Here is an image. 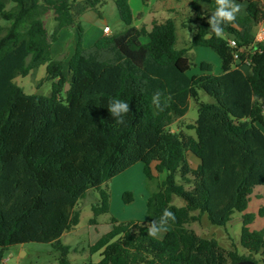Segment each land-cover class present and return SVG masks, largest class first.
Returning a JSON list of instances; mask_svg holds the SVG:
<instances>
[{
  "label": "trees",
  "instance_id": "trees-1",
  "mask_svg": "<svg viewBox=\"0 0 264 264\" xmlns=\"http://www.w3.org/2000/svg\"><path fill=\"white\" fill-rule=\"evenodd\" d=\"M237 2L246 3V14L216 36L207 23L215 0H191L196 17L187 22L195 24L194 35L188 46L177 48L173 18L138 28L130 0H119L125 30L86 48L80 17L100 12L102 0H0V264L6 249L27 243L52 244L58 264H73L71 248L61 239L80 223L79 202L99 192L90 220L97 224L110 213L108 183L139 162L147 179L158 181L147 203L150 221L165 208L176 220L158 239L147 235L145 223L110 217L111 230L89 247L101 260L89 264H264V228H250L264 218V205L246 213L255 188L264 187V41L254 36L264 22V3ZM46 11L57 23L52 35L42 18ZM71 27L78 41L68 81L51 45L60 29ZM229 38L244 49L241 62ZM194 47L213 50L222 73L212 74L208 62L197 64ZM247 58L250 67L243 66ZM42 65L46 77L40 85L50 82V94H27L15 79ZM197 66L202 73L191 74ZM201 92L211 101H201ZM113 99L130 106L123 125L108 111ZM191 101L197 120L173 130ZM189 153L200 160L197 168ZM124 198L133 201L131 193ZM175 198L183 203L174 204ZM235 212L243 213L242 253L189 227L205 216L225 226Z\"/></svg>",
  "mask_w": 264,
  "mask_h": 264
},
{
  "label": "rangeland",
  "instance_id": "rangeland-1",
  "mask_svg": "<svg viewBox=\"0 0 264 264\" xmlns=\"http://www.w3.org/2000/svg\"><path fill=\"white\" fill-rule=\"evenodd\" d=\"M116 0H102L99 7L100 13L94 17L83 21L86 27V32L93 28L94 22L100 24L104 30L105 24H108L112 29V35L119 34L124 31L126 26L121 21L118 10L116 8ZM191 0H134L133 2V25L141 28L145 26L151 28V22L155 18L158 22H163L164 19L173 18L177 26L178 42L176 47L183 48L188 46L194 35V23L188 24V19H195L196 12L190 7ZM239 3V2H238ZM244 5V4H243ZM245 6V5H244ZM11 5H9V8ZM202 11L207 10L205 6L200 7ZM44 12L45 20L47 21V30L49 35L55 31V20L51 19L52 11ZM244 13V11L242 12ZM240 13V14H242ZM102 16V18H100ZM106 20V23L102 21ZM186 23V27L183 25ZM4 24V22H1ZM93 34V30L89 31ZM95 37H93L94 40ZM90 40V39H89ZM148 41V39H144ZM91 47V46H90ZM89 48V47H87ZM191 53L196 59V63L200 64L205 61L212 65L213 72L220 71V58L209 48H194ZM64 55L57 59L64 60ZM200 57H202L200 59ZM67 67V66H66ZM219 70V71H218ZM44 70L37 69L33 74L27 77H17L15 82L22 86L28 92H37L48 96L51 92V83L45 82L39 85L41 72ZM200 67H193L191 74H201ZM39 87V89H38ZM201 101L209 102L211 98L201 92ZM198 118V107L194 101L190 103V109L187 115L172 126L173 130L177 129L178 124L187 125L195 123ZM194 135V132H189ZM165 178V174L160 176ZM158 181H150L144 173V165L139 162L118 175L108 183L111 193L110 213L98 217L97 224H90L93 217L92 205L99 199V192L92 190L86 198L79 202L78 210L81 212L79 225L70 232H66L62 237V243L70 246L71 251L69 258L73 264H89L90 262L98 263L101 260L100 252L90 254L89 247L95 244L110 228V217H115L120 222L139 221L147 222L150 218L147 209L148 200L153 192L157 190ZM125 193L133 195V201L126 202ZM183 202L179 198H175L174 204L181 205ZM264 205V187L258 186L255 188L246 213H258L261 206ZM199 235L206 238H215L219 244L227 249H232V244H235L240 253L243 249L240 245L241 232L243 227V213L235 212L231 220L225 226L212 225L207 217H203L201 223H193L189 225ZM252 230H260L264 228V218L258 217L255 222L250 225ZM162 233L158 239L162 238ZM1 251V250H0ZM5 263L2 264H58V251L55 250L52 244L48 243H27L9 247L4 252ZM259 258V256H258Z\"/></svg>",
  "mask_w": 264,
  "mask_h": 264
},
{
  "label": "crops",
  "instance_id": "crops-1",
  "mask_svg": "<svg viewBox=\"0 0 264 264\" xmlns=\"http://www.w3.org/2000/svg\"><path fill=\"white\" fill-rule=\"evenodd\" d=\"M116 1H119V0H116ZM133 2L134 0H130V5H131V8H132V12H133ZM262 2L264 3V0H262ZM245 5L244 7V13L242 14H239V15H245L246 14V3H242ZM116 8H117V5H116ZM51 11H49L50 13ZM48 13V14H49ZM97 13H100V12H97V11H94V10H89L87 12H85L81 17H80V24L83 28V44L84 46L87 48V47H90V46H93L99 39H101L103 37V30L101 29V26L100 24H96L97 22H94L93 24V28H90L88 30V32H86V27L83 25V21L88 19V18H91V17H94L95 14ZM52 17L51 19L55 20L54 19V13L52 12ZM44 22H45V25H46V28H47V21L45 20V16L43 14L42 16ZM102 18V16L100 17ZM167 20V19H164V21ZM102 21H104L106 23V20L105 19H102ZM158 22L155 18L152 20L151 22V26H152V23L153 22ZM56 22V21H55ZM108 26L110 28V26L108 24H105V27ZM262 24H260L258 27H256V29L254 30V36H255V41H264V36L262 37L261 36V29H262ZM57 29V23L55 25V30ZM150 29V28H149ZM90 30H93V34H90L89 31ZM109 35L111 36L112 35V29L110 28V33ZM116 35V34H115ZM93 37L94 40H93ZM90 39V40H89ZM144 39H147V38H143L142 41L143 42H146L144 41ZM77 41H78V32H77V29L75 27H71V28H63V29H60L58 34H57V40L55 42L52 43L51 45V53H52V57L54 59H57V57H61V55H64L63 58H64V73H65V76L67 77L68 81H70L71 79V74L69 72V67H68V61L70 59V57L73 55V53L75 52V48H76V45H77ZM148 42V41H147ZM194 48H203V47H194ZM193 48V49H194ZM202 57H200L201 59ZM205 62V61H203ZM67 66V67H66ZM40 69L44 70L43 72H41V77L39 78V83H38V86L40 85V83L45 79L46 77V66L45 65H42L39 67ZM38 68V69H39ZM243 70L245 72H248V68H243ZM36 71V70H35ZM35 71H32L29 75L33 74V72ZM219 71V70H218ZM222 73V62L220 60V71L219 72H213L212 71V74L214 75H220ZM28 75V76H29ZM20 86V85H19ZM22 87V86H21ZM23 88V87H22ZM24 89V88H23ZM39 89V88H38ZM24 91L27 93V94H35L37 92H28L24 89ZM182 119L178 120V122H181ZM188 159H189V162L191 163L192 167L193 168H197L198 165L200 164V160L198 158H196L193 154L189 153L188 154ZM163 175V174H162ZM161 176V175H160ZM163 179H161L162 181ZM150 222V218L147 222H144L146 225H148V223ZM112 228V226H111ZM110 228V230H111ZM109 230V231H110ZM108 231V232H109ZM64 236V235H63ZM62 236V237H63ZM165 236V234L163 235L162 238L160 239H163ZM2 263H5V259L3 257V260L1 262Z\"/></svg>",
  "mask_w": 264,
  "mask_h": 264
},
{
  "label": "clouds",
  "instance_id": "clouds-1",
  "mask_svg": "<svg viewBox=\"0 0 264 264\" xmlns=\"http://www.w3.org/2000/svg\"><path fill=\"white\" fill-rule=\"evenodd\" d=\"M215 5V10L211 13L207 23L211 33L221 36L224 33L226 25L235 24L237 16L244 11L245 6L242 3H238L237 0H215ZM153 99L156 102L155 96ZM108 111L117 125H123L125 123L124 116L131 109L127 102L113 99L109 101ZM175 220V213L165 208L157 220H152L148 223L147 235L158 238L162 233L168 231L170 222H175Z\"/></svg>",
  "mask_w": 264,
  "mask_h": 264
},
{
  "label": "built area",
  "instance_id": "built-area-1",
  "mask_svg": "<svg viewBox=\"0 0 264 264\" xmlns=\"http://www.w3.org/2000/svg\"><path fill=\"white\" fill-rule=\"evenodd\" d=\"M262 29H261V36H264V22L262 23ZM110 33V28L108 26H106L103 30V36H108ZM228 44L231 48L235 49L234 52V58L237 62H241V56L243 55V48L239 47L238 41L235 38H229L228 39ZM243 66L245 67H250V59H246L245 61H243Z\"/></svg>",
  "mask_w": 264,
  "mask_h": 264
},
{
  "label": "water",
  "instance_id": "water-1",
  "mask_svg": "<svg viewBox=\"0 0 264 264\" xmlns=\"http://www.w3.org/2000/svg\"><path fill=\"white\" fill-rule=\"evenodd\" d=\"M69 87H70V85L67 84V85H66V89H69ZM238 264H256V263L253 262V261H250V260H246V261H242V262H240V263H238Z\"/></svg>",
  "mask_w": 264,
  "mask_h": 264
}]
</instances>
